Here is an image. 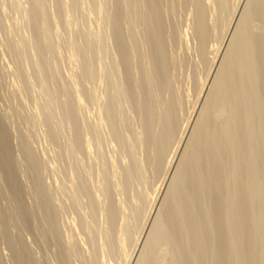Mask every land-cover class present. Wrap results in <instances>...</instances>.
I'll return each mask as SVG.
<instances>
[{"label": "rangeland", "instance_id": "1", "mask_svg": "<svg viewBox=\"0 0 264 264\" xmlns=\"http://www.w3.org/2000/svg\"><path fill=\"white\" fill-rule=\"evenodd\" d=\"M0 264H264V0H0Z\"/></svg>", "mask_w": 264, "mask_h": 264}, {"label": "bare ground", "instance_id": "2", "mask_svg": "<svg viewBox=\"0 0 264 264\" xmlns=\"http://www.w3.org/2000/svg\"><path fill=\"white\" fill-rule=\"evenodd\" d=\"M226 65H228V64H226ZM226 67H227V66H226ZM223 71H225V70H223ZM228 71H229V70H228ZM225 73H227V72H225ZM222 74H223V73H222ZM226 75H227V74H226ZM226 75H225V77H226ZM221 78H222V77H221ZM232 78H233V77H232ZM219 79H220V78H219ZM224 79H225V78H224ZM228 79H229V77H228ZM221 80H222V79H221ZM231 80H232V79H231ZM222 81H223V80H222ZM224 83H225V82H224ZM231 120H232V119H231ZM231 122H233V121H231ZM229 124H230V122H229ZM233 125H234V124H233ZM230 126H231V125H230ZM230 126H229V127H230ZM229 127H228V128H229ZM228 128H227V130H230V129H231V128H229V129H228ZM233 128H234V127H233ZM225 133H226V132H225ZM229 134H230V133H229ZM227 135H228V134H227ZM227 135H226V136H227ZM231 135H232V134H231ZM231 135H230V136H231ZM229 138H231V137H229ZM229 138H228V139H229ZM226 140H227V138H226ZM228 141H229V140H228ZM233 141H235V140H233ZM236 141H237V140H236ZM227 144H228V143H227ZM229 144H232V143H229ZM237 145H239V144H237ZM242 145H243V144H242ZM229 147H230V146H229ZM209 148H210V146H209ZM222 148H223V147H222ZM225 149H226V148H225ZM209 150H210V149H209ZM231 150H233V149H231ZM212 152H214V151H212ZM227 152H228V151H227ZM227 152H226V153H227ZM229 152H231V151H229ZM204 153H205V152H204ZM208 153H209V152H208ZM233 154H234V153H233ZM233 154H232V155H233ZM207 155H208V154H207ZM228 156H229V155H228ZM231 157L234 158V155L231 156ZM236 191H237V190H236ZM234 192H235V191H234ZM233 194H234V193H233ZM247 198H248V197H247ZM245 199H246V198H245ZM242 203H243V202H242ZM246 205H247V203H246ZM234 212H235V211H234ZM236 213H237V212H236ZM237 216H238V214H237ZM237 216H235V217H237ZM241 216H242V215H241ZM241 216L239 215V217H241ZM239 219H240V218H239ZM236 220H237V219H236ZM240 220H241V219H240ZM238 221H239V220H238Z\"/></svg>", "mask_w": 264, "mask_h": 264}]
</instances>
